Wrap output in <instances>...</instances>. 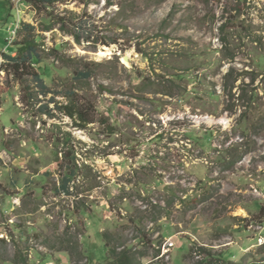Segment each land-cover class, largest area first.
I'll list each match as a JSON object with an SVG mask.
<instances>
[{"label":"rangeland","instance_id":"374dc122","mask_svg":"<svg viewBox=\"0 0 264 264\" xmlns=\"http://www.w3.org/2000/svg\"><path fill=\"white\" fill-rule=\"evenodd\" d=\"M71 1L132 47L44 33L34 100L0 71V264H264V0ZM70 90L96 123L40 115Z\"/></svg>","mask_w":264,"mask_h":264},{"label":"trees","instance_id":"16d2710c","mask_svg":"<svg viewBox=\"0 0 264 264\" xmlns=\"http://www.w3.org/2000/svg\"><path fill=\"white\" fill-rule=\"evenodd\" d=\"M22 1L35 12L34 23H20V27L17 31V38L12 44L16 50V55L4 54V63L0 65V71L6 72L7 75H12L15 80L21 81L20 84L23 87L22 91L25 95H28L29 100H34L33 96L35 94L47 97L53 93L46 87L38 69L42 64L39 49L43 45L38 39L41 38L44 33L52 32L57 29L64 36L71 37L77 45L85 43L88 44V46H92L93 49H96L98 45H118L119 51L125 53L132 47L131 45L124 46L120 44L118 40L105 35L102 28L98 25L102 18L97 20L95 17L89 16L88 14L79 15L77 12L64 7L72 4L71 0ZM99 29L100 31H98ZM136 50L139 52L138 48H136ZM26 76H30L37 85L32 86L30 81L25 80ZM92 77L90 70H76L73 79L76 82H83L89 81ZM37 91L40 92L37 93ZM64 97L67 99L65 103L56 102L55 99L52 98L50 103H54L56 107L51 109L49 106L45 105L40 108V115L54 119L56 118V112L59 111L62 115L72 120L74 128L79 129H84L87 125L98 121L93 117L95 114L93 108L90 105L83 106L78 99V94L74 92V90L64 93ZM241 97L242 96H239V99H241ZM101 122L103 124H108L107 120H101ZM70 175L73 176L74 172L71 171ZM69 183V180L64 182L63 185L58 188V193L71 196L72 193ZM76 198L78 197L76 196ZM81 210L89 213V209L87 208H81ZM118 263L122 264V260Z\"/></svg>","mask_w":264,"mask_h":264},{"label":"crops","instance_id":"0c3cea01","mask_svg":"<svg viewBox=\"0 0 264 264\" xmlns=\"http://www.w3.org/2000/svg\"><path fill=\"white\" fill-rule=\"evenodd\" d=\"M21 6L26 7L22 0H0V58H3L4 54L16 55L10 41L17 23H21Z\"/></svg>","mask_w":264,"mask_h":264},{"label":"bare ground","instance_id":"6f19581e","mask_svg":"<svg viewBox=\"0 0 264 264\" xmlns=\"http://www.w3.org/2000/svg\"><path fill=\"white\" fill-rule=\"evenodd\" d=\"M106 51H107V52L101 51V52L99 53V56H101V57L107 56V55H108V52L110 51V49H106ZM123 59H124V58H123Z\"/></svg>","mask_w":264,"mask_h":264},{"label":"built area","instance_id":"2783aa9c","mask_svg":"<svg viewBox=\"0 0 264 264\" xmlns=\"http://www.w3.org/2000/svg\"><path fill=\"white\" fill-rule=\"evenodd\" d=\"M19 27H20V22H19V23H17V27H16V28H15V30L12 32V34H13L14 38H15V36H16V33H17V31H18Z\"/></svg>","mask_w":264,"mask_h":264},{"label":"water","instance_id":"95a60500","mask_svg":"<svg viewBox=\"0 0 264 264\" xmlns=\"http://www.w3.org/2000/svg\"><path fill=\"white\" fill-rule=\"evenodd\" d=\"M117 56H120V55H117ZM130 60V58L128 56H125L124 59H122V61L124 62H128Z\"/></svg>","mask_w":264,"mask_h":264}]
</instances>
